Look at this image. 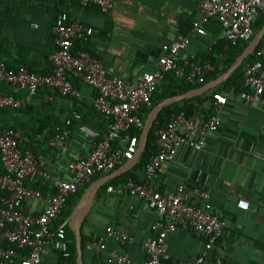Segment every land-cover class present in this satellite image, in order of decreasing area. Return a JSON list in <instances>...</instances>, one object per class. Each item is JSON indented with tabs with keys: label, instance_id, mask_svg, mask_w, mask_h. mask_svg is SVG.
I'll return each instance as SVG.
<instances>
[{
	"label": "built area",
	"instance_id": "2783aa9c",
	"mask_svg": "<svg viewBox=\"0 0 264 264\" xmlns=\"http://www.w3.org/2000/svg\"><path fill=\"white\" fill-rule=\"evenodd\" d=\"M82 6H96L102 13H109L114 0H78ZM200 17L193 20L189 36H182L161 46V54L151 71L129 81L116 76L109 77L100 59L89 51L76 49L78 42H85L93 28L78 21H71L66 12L57 14L51 26L54 51L49 59L52 71L41 74L19 65L9 68L0 62V109L17 110L23 102L16 91L27 90L34 95L42 89L57 92L63 97H78L71 79H76L95 90L93 106L96 112L109 119L107 132L99 139H89L90 150L85 156L75 157L67 163V178L55 179L30 147L45 143L52 149L62 148L67 142L73 119H80L72 112L55 126L52 133L31 132L20 134L12 127L0 126V156L3 172L0 173V264H40L45 247L50 246L58 257L67 263L70 256L64 223L51 231L54 222L61 218L67 199L87 185L96 174L108 173L136 153L139 135L129 132L142 131L144 121L141 111L151 107L152 94L165 74L190 85H203L215 69L210 59L194 54L181 56V51L194 35H205L206 25L214 20L223 32V38L231 45L250 41L255 33L253 22L264 15V0H204L200 5ZM36 27L37 25L34 24ZM217 44L211 42L207 51ZM254 62L242 65L244 89L233 91L237 99L264 110V49L257 51ZM7 85L11 89L2 90ZM51 102L53 96L45 95ZM228 96L216 91L211 95L209 113L200 117L187 116L184 111L172 113L168 121L154 129L156 152L149 156L140 179H126L109 185L106 191L115 196H134L142 200L152 211L151 236L141 242L143 259L131 261L118 250H106V241L117 245L134 242V237L124 230L107 225L104 233L87 239L86 249L96 253L106 252V262L111 264H221L217 245L225 228V221L213 209L210 195L205 188L194 186L192 190L183 183L171 192L161 191L157 185L160 169L172 160L182 146L203 150L209 146L208 138L219 130L222 109ZM119 141L120 145L116 144ZM50 184L46 191L37 184ZM29 200L36 201L40 210L36 215L23 211ZM241 205L246 202L239 200ZM190 229L203 241L195 257L177 260L164 249L165 239L178 228Z\"/></svg>",
	"mask_w": 264,
	"mask_h": 264
},
{
	"label": "crops",
	"instance_id": "0c3cea01",
	"mask_svg": "<svg viewBox=\"0 0 264 264\" xmlns=\"http://www.w3.org/2000/svg\"><path fill=\"white\" fill-rule=\"evenodd\" d=\"M203 1L114 0L111 11L102 13L96 6H82L78 0H41L36 4L28 0H7L12 8L0 16L2 34L8 40L10 52L4 60L11 65L23 63L41 74L49 73V57L54 51L51 26L59 12H66L71 21L93 28L92 35L82 46L100 59L107 76L135 81L143 72L154 69L162 44L189 36L192 21L200 17ZM205 30V35L190 37L181 56L194 54L205 58L215 48L207 51L212 41H224L222 29L216 21H210ZM219 53L216 56L220 58ZM72 83L78 97H63L49 89H42L34 95L20 90L15 96L23 106L17 110L0 111V124L16 128L20 134H30L40 126L41 132L49 133L51 126L70 117L72 112L80 114V119L72 120L70 136L62 148L52 149L42 142L30 147L41 155L42 163L55 179L67 178V163L75 157L85 156L90 150L89 139H99L109 128V119L94 109L95 90L78 80ZM220 83L197 95L201 97L195 102L197 112L192 116L196 118L209 113L213 92L226 94L228 103L222 109L223 122L219 130L208 138L206 149L182 146L160 169L157 185L165 192L173 191L180 183L190 190L194 186L205 188L213 209L225 221V228L217 241L221 264H264V110L239 101L233 94L237 91L235 88L226 90ZM217 86L219 89L213 91ZM1 89L8 91L11 88L3 85ZM47 94L53 96L51 102L45 100ZM143 148L125 172L139 161ZM111 172L101 173L82 187L80 199L86 196L97 179ZM136 173V179L142 178V170ZM109 185L116 184L108 183L97 190L92 208L81 223V231L87 239L101 236L107 225L128 232L134 237L133 243L117 245L107 240L106 250H118L129 260L140 261L144 257L140 245L151 236L153 213L134 196H115L107 192ZM49 187V183L42 182L43 191ZM241 199L246 206L241 205ZM39 210L40 205L33 200L23 205V211L31 215H36ZM71 214L64 224L68 223ZM202 244V239L190 229L180 227L167 236L164 249L172 258L185 260L197 256ZM81 256L83 264H109L105 251L96 253L86 249ZM60 261L50 246L43 249L40 264H60ZM205 264L213 263L206 260Z\"/></svg>",
	"mask_w": 264,
	"mask_h": 264
},
{
	"label": "trees",
	"instance_id": "16d2710c",
	"mask_svg": "<svg viewBox=\"0 0 264 264\" xmlns=\"http://www.w3.org/2000/svg\"><path fill=\"white\" fill-rule=\"evenodd\" d=\"M28 1H30L33 4H36L37 2L41 3V0H28ZM8 5H9V3L7 2V0H0V16L10 12V9L12 8V6H8ZM263 23H264V15L260 14L257 16L255 21L253 22L254 31L256 32L263 25ZM2 30L3 29H2L1 24H0V62L1 61L4 62L6 64V66L9 68H15L19 65H23L28 70L34 71V70L28 68L23 63L11 65L4 60V57L9 55L10 52L8 49V40H6V38L3 36ZM263 39H264V35L262 36V38H261L259 44L257 45V47L255 48V50L243 61V63H241L230 75H228L220 83L221 87H224V89H226V90H229L231 88H235V90H237V91L244 89L242 65L245 62H254L257 59V56H256L257 51L264 49ZM79 43L80 42H78L76 44V49H78V48L84 49V47L82 46V42L80 44ZM247 43H248V41H242L236 45H231L228 42H226L225 40L221 43H217L215 45L213 52L210 51L205 56V58H208L211 60L212 64L215 67L214 71L209 76H207L206 81L213 79V78H216L217 76H219L220 74L225 72L230 67V65L233 63L235 58L241 53V51L244 49V47L247 45ZM54 49H55V47H54ZM219 51H220V53H219L220 58L218 56H216V53ZM51 71H52V67H51ZM34 72H36V71H34ZM71 80L73 82L76 79H71ZM198 86H201V85L187 84L184 80L175 78L172 73L165 74L163 80L161 81V84L158 85V87L156 88V90L152 94L151 107L145 108L141 111V118L143 120H145L150 109L154 105L160 103L165 98L170 97V96H174L177 94L185 93L186 91L190 90L191 88H196ZM218 89H219V87L217 86L215 90L213 89V91H216ZM200 97L201 96H195V97L187 98V99H184L180 102L172 103V104L162 108L159 111V113L157 114V116L154 120L153 126L151 127V129L147 135V138H146V141L144 144V148H143L141 155L139 157V161L133 166L132 169L128 170L127 172L123 173L122 175L117 176L116 178L112 179L108 183L117 184L118 182H122L126 179L136 180L137 175H138L136 173L137 170L138 171L139 170L144 171V166H145V163L147 162L149 156L156 152V146L154 144V133H153L154 129L156 127L163 126L168 121V118L172 113L184 111L187 116H193L197 112V106H196L195 102H199ZM1 110H10V109H0V111ZM60 123L61 122H58L54 126H51V128H50L51 130L49 133H52L53 130L55 129V126L60 124ZM0 126L12 127V126H6V124H4V123L0 124ZM12 128H14V127H12ZM14 129H16V128H14ZM32 132H34V131H32ZM36 132H41V126L39 127V129H37ZM132 133H134V134L136 133L137 135H140L141 131L129 132L128 134H132ZM119 143H120L119 141H116L117 145H120ZM32 151L35 154H39L38 152H36V149L34 147L32 148ZM3 171L4 170L2 168L0 173H2ZM99 175L100 174H96L93 177V180L98 178ZM108 183H105V185L101 186L100 189H102L104 186L106 187V185ZM37 187L41 189V184H37ZM80 197H81V192L77 191L74 195L70 196L67 199L66 208L62 212L61 218L59 220H57L56 222H54V225L51 227V231H53L55 227L59 226L60 224H63V222L67 220L68 216L71 214L73 208L75 207V205L78 202V200L80 199ZM64 228H65L66 238H67V242H68V249L70 252V256L67 258V263L68 264H76L77 251H76V244H75V236H74L72 230L70 229V227L68 226V224H64ZM86 240H87V238L84 236V234L81 231V253H82V255L84 254V251L86 250V247H85ZM60 264H63L62 260L60 261ZM82 264H83V262H82Z\"/></svg>",
	"mask_w": 264,
	"mask_h": 264
},
{
	"label": "water",
	"instance_id": "95a60500",
	"mask_svg": "<svg viewBox=\"0 0 264 264\" xmlns=\"http://www.w3.org/2000/svg\"><path fill=\"white\" fill-rule=\"evenodd\" d=\"M264 34V23L263 25L254 33L252 39L247 43V45L244 47V49L241 51V53L235 58L233 63L230 65V67L217 76L216 78L211 79L207 83L196 87L191 88L190 90L186 91L182 94H177L174 96H170L162 100L160 103L154 105L150 111L148 112L146 119L144 121L143 129L139 136V142L137 146L136 153L134 154L133 158L137 157L139 152L141 151L142 147L145 144L147 135L153 126L154 120L159 113V111L164 108L165 106H168L172 103L180 102L184 99L191 98L197 95L204 94L208 92L210 89H212L215 85L223 81L228 75H230L243 61L255 50L257 45L259 44L262 36ZM132 158V159H133ZM131 159V160H132ZM131 160H128L124 162L122 165H120L118 168H116L113 172L110 174H107L106 176H103L99 179H97L89 188L86 196H83L75 208L72 211V214L68 221V226L72 230L74 236H75V244H76V264H82V256H81V223L85 219L86 215L90 211L93 205L94 196L99 189V187L104 184L105 182L109 181L113 177L122 174L125 172L130 166H131Z\"/></svg>",
	"mask_w": 264,
	"mask_h": 264
}]
</instances>
